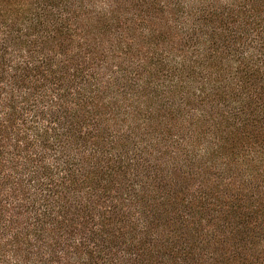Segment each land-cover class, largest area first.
<instances>
[{
  "label": "trees",
  "instance_id": "trees-1",
  "mask_svg": "<svg viewBox=\"0 0 264 264\" xmlns=\"http://www.w3.org/2000/svg\"><path fill=\"white\" fill-rule=\"evenodd\" d=\"M0 264H264V0H0Z\"/></svg>",
  "mask_w": 264,
  "mask_h": 264
}]
</instances>
